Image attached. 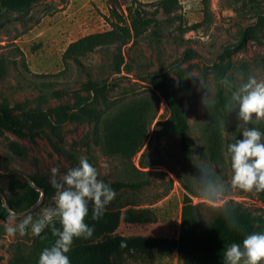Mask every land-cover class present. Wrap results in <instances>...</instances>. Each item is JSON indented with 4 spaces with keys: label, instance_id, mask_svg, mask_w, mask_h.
Instances as JSON below:
<instances>
[{
    "label": "rangeland",
    "instance_id": "1",
    "mask_svg": "<svg viewBox=\"0 0 264 264\" xmlns=\"http://www.w3.org/2000/svg\"><path fill=\"white\" fill-rule=\"evenodd\" d=\"M107 1L69 0L62 10H57L61 7L58 0L42 3L32 8L29 16L38 19V23L32 24L27 31L19 25L15 15L0 22V61L3 64L0 104L5 102L14 110L17 107H24V110L58 107L60 111L72 113L77 105L91 106L92 97L82 90L88 79L108 81L106 93L98 97L97 121H63L47 111L44 114L54 131L37 117L31 121L32 138H20L0 130V191L3 199L25 197L28 184L24 175L51 186L50 195L44 196L36 208L10 210L14 214L25 213L15 215V220H10L9 213L0 218V264H10L20 253L28 255L34 250L37 237L30 229L23 236L9 237L4 231L5 223H18L26 215L36 219L44 207L54 206L51 168L56 167L59 174H63L77 166L81 156H87L97 167L99 178L106 183L148 182L138 192L125 190L118 193L107 206V210L122 212L130 208L148 211L143 213L140 222L122 220L114 235L177 238L186 196L200 221L208 223L212 220L220 206L209 204L196 194L200 189L195 185V173L190 169L179 139L170 132V115L165 102L149 81L148 74L161 64L168 69L175 99L189 125L187 144L192 158L201 168L215 170L230 185L232 170L226 148L239 138L241 129L237 127L240 123L238 106L229 111L227 103L232 91L248 76L264 80V28L229 57L223 56V52L225 47L236 43L241 29L255 23L254 13L227 0H209L211 22L198 30L182 33L178 27L180 23L188 27L202 21L203 5L201 0H180L181 9L176 15L180 16L181 22L170 23L157 14L164 27L158 44L145 33L121 49L129 72L122 67L120 73L114 74L111 63L116 51L114 47H107L81 57V69L70 61L63 76L51 77L64 69L61 56L71 42L110 30L102 18V15H108ZM138 1L152 3L158 0ZM130 4L131 0H118L121 10ZM135 7L133 5L132 9ZM51 9L55 12L51 13ZM143 9L148 16L155 15V8ZM187 49L198 56L183 60ZM217 68L224 74L221 80L217 79ZM33 75L47 77L39 79ZM221 82L226 99L224 107L219 105L218 99ZM53 90L62 91V98H52ZM145 100L150 104L144 119L146 139L141 150L131 157L110 153L106 145L107 122L129 105ZM15 113L19 115L20 111ZM249 126L264 132V118ZM12 145H16L18 151L13 150ZM105 163L107 169L103 167ZM184 184L192 193L185 191ZM37 192L41 197V191ZM227 202L264 218V191L230 188ZM113 264L192 263L176 252L147 250L122 254L113 259Z\"/></svg>",
    "mask_w": 264,
    "mask_h": 264
},
{
    "label": "trees",
    "instance_id": "2",
    "mask_svg": "<svg viewBox=\"0 0 264 264\" xmlns=\"http://www.w3.org/2000/svg\"><path fill=\"white\" fill-rule=\"evenodd\" d=\"M48 1L50 0H0V22L8 19L9 15H15L16 21L27 31L31 28L32 24L34 26L38 23V19L34 20L29 16L32 8ZM227 1L231 4H240L242 10L253 12L256 19L254 24L248 25L239 31L235 44L225 47L223 56L229 57L231 53L244 48L248 40L254 38L255 33L264 28V0ZM58 2L61 7L57 10H62L69 0H58ZM201 2L203 5L202 21L188 27L180 23L178 27L182 33L198 30L203 25L211 22L212 12L210 11V2L209 0H201ZM133 5L136 6L134 10L132 9ZM106 6L108 15H102V18L110 27V30L87 35L71 42L61 56L64 69L55 75H51V77L63 76L68 69V62L70 61L81 69V57L107 47H114L116 51L111 63L114 74L120 73L122 67L126 69V72H129L130 69L124 63L121 49L130 41L141 38L145 33H148L153 42L158 44L164 32V27L162 26L163 20L157 17L159 13L170 23L181 20L180 16L176 15L181 9L180 0H158L152 3H141L138 0H131V4L125 7L124 10L118 8V0H108ZM147 7L155 8V15L148 16L143 9ZM50 11L53 13L55 9H51ZM32 20L33 23H31ZM194 56L198 55L194 51L187 49L183 53L182 59ZM1 66L3 64L0 61V69ZM216 74L217 79L221 80L223 78L224 74L218 68ZM33 76L39 79L47 77V75ZM148 77L151 86L160 93L165 102L170 115V132L179 139L190 169L195 173V185L198 189H201L202 186L197 183L200 175L198 169H201V167L195 163L188 147L187 135L189 125L182 113L180 103L175 99L173 82L169 77L168 69H165L161 64L156 71L149 73ZM51 84L53 83L51 82ZM107 89V80L98 82L88 79L82 85V90L92 97L91 106L77 105L72 109V113L60 111L58 107L49 110L36 108L24 110V107H17L14 110L4 102L0 104V130L8 131L20 138H32L33 125L31 121L34 117H37L40 122H46V127L54 131V126L44 114L47 111L63 121H81L83 119L97 121L99 118V111L96 108L99 104L98 97H102ZM62 96V91H52V98L60 99ZM218 99L219 105L221 104V107H224L226 99L224 97L223 82L219 85ZM149 104L150 102L147 100L134 103L110 118L106 124V145L110 153H120L131 157L141 150L146 139L144 119L149 110ZM16 110L20 111L19 115L15 113ZM12 146L13 150L17 149L18 151L16 145ZM30 179L36 187L43 189L44 196L50 195V185H46L36 178L30 177ZM147 183L113 182L108 184L118 194L125 190L138 192ZM26 187L28 192L25 197L19 198V200L7 199V206L11 211L26 210L40 199L39 193L35 189L29 184ZM184 189L187 193H192L188 185L184 184ZM227 203L238 220L239 227L236 229L229 227L226 223L222 215L224 209L221 206L216 209L210 222L204 223L200 221L198 216L194 214L195 209L191 207L190 200L186 196L183 201L181 226L177 238L114 235L122 220L128 223L140 222L144 217L143 213L148 211H133L131 208L125 209L123 212L120 210H106L101 219L94 220L91 218L92 206L90 204L89 216L86 217V222L94 226L95 230L90 238L74 240L72 249L68 253L71 264H113V259L122 254L147 250L176 252L192 264H223L224 248L231 243H241L246 234L254 231H264V218L253 214L239 205L231 202ZM6 214H8L6 208L1 206L0 218L3 219ZM146 218L145 216V222L148 221ZM55 226L60 227L58 222ZM54 240L55 237L52 235V232L49 229H45L40 236L36 237L34 250L26 256H23L21 253L18 254V256L12 259L10 264H38L41 251L46 247H50L54 243Z\"/></svg>",
    "mask_w": 264,
    "mask_h": 264
},
{
    "label": "clouds",
    "instance_id": "3",
    "mask_svg": "<svg viewBox=\"0 0 264 264\" xmlns=\"http://www.w3.org/2000/svg\"><path fill=\"white\" fill-rule=\"evenodd\" d=\"M238 106L240 136L226 148L232 170L230 185L226 184L215 170L198 169L197 183L202 187L196 192L199 198L221 206L223 218L229 227H239L238 220L227 203L230 188L244 191H264V132L254 125L264 118V80L248 76L232 91L227 103L229 111ZM105 169L108 164L103 165ZM50 182L55 189L54 206L44 207L38 218L26 215L18 223H5L4 231L9 237L16 234L40 236L49 229L55 237L50 247L44 248L38 264H71L70 253L74 240L90 238L94 226L86 222L91 204V218L101 219L107 206L117 193L99 178L96 166L87 156H81L75 167L59 174L56 167L51 168ZM10 213V220H15ZM60 227H56V223ZM223 264H264V231L246 234L241 243H231L223 250Z\"/></svg>",
    "mask_w": 264,
    "mask_h": 264
},
{
    "label": "water",
    "instance_id": "4",
    "mask_svg": "<svg viewBox=\"0 0 264 264\" xmlns=\"http://www.w3.org/2000/svg\"><path fill=\"white\" fill-rule=\"evenodd\" d=\"M24 177L26 178L27 183H28L33 189H35V190H37V191H41V197H40L38 203L35 204V205H33V206L31 207V210H32V209L36 208V207L41 203V201L43 200V197H44V193H43V189H40V188L36 187V186L33 184L32 180L30 179L29 176L24 175ZM0 199H1V201H2V206H3L4 208H6L7 212H8L9 214L12 213V212L10 211V209L8 208L6 201L3 199V194H2L1 191H0ZM22 214H25V213L15 214V215H22Z\"/></svg>",
    "mask_w": 264,
    "mask_h": 264
}]
</instances>
